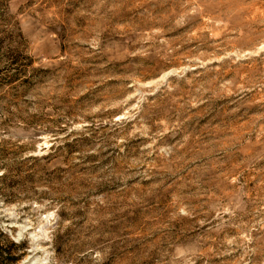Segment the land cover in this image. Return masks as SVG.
<instances>
[{"label": "rangeland", "instance_id": "1", "mask_svg": "<svg viewBox=\"0 0 264 264\" xmlns=\"http://www.w3.org/2000/svg\"><path fill=\"white\" fill-rule=\"evenodd\" d=\"M2 172L17 264H264V0H0Z\"/></svg>", "mask_w": 264, "mask_h": 264}, {"label": "trees", "instance_id": "2", "mask_svg": "<svg viewBox=\"0 0 264 264\" xmlns=\"http://www.w3.org/2000/svg\"><path fill=\"white\" fill-rule=\"evenodd\" d=\"M5 179V172H2L0 181H4ZM22 245L15 242L0 225V264H17L22 256L20 253Z\"/></svg>", "mask_w": 264, "mask_h": 264}]
</instances>
